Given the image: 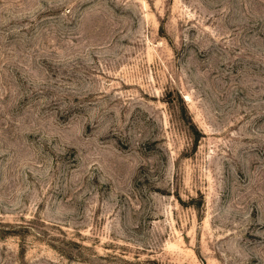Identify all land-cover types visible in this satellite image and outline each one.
<instances>
[{"label": "rangeland", "instance_id": "374dc122", "mask_svg": "<svg viewBox=\"0 0 264 264\" xmlns=\"http://www.w3.org/2000/svg\"><path fill=\"white\" fill-rule=\"evenodd\" d=\"M0 264H264V0H0Z\"/></svg>", "mask_w": 264, "mask_h": 264}]
</instances>
